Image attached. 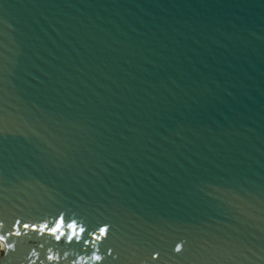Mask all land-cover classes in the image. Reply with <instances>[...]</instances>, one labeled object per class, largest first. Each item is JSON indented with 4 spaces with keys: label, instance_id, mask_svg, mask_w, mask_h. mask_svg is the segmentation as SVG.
Masks as SVG:
<instances>
[{
    "label": "water",
    "instance_id": "95a60500",
    "mask_svg": "<svg viewBox=\"0 0 264 264\" xmlns=\"http://www.w3.org/2000/svg\"><path fill=\"white\" fill-rule=\"evenodd\" d=\"M0 240L264 264V0H0Z\"/></svg>",
    "mask_w": 264,
    "mask_h": 264
},
{
    "label": "snow or ice",
    "instance_id": "6c2138e0",
    "mask_svg": "<svg viewBox=\"0 0 264 264\" xmlns=\"http://www.w3.org/2000/svg\"><path fill=\"white\" fill-rule=\"evenodd\" d=\"M63 223H64V221H61V224L58 225V226L53 230V234H55L56 232H60V227L63 225ZM68 228H70V229L72 230V232H71V235L67 236L66 238L69 239V240H71L73 236H76V235H77V232H76V228H75L74 225L69 224V225H68ZM80 231L83 232V229H81ZM106 233H107V229H102L101 232H100V235L103 236V235H106ZM60 234H61V235H64L63 232H61ZM98 238H99V237H98ZM57 239H59V236L57 237ZM176 250H177V251H180L181 249H180L179 247H177ZM49 259L51 260V259H53V258H52V257H49ZM94 259L97 260V261H100V260H101V257H99V256H95Z\"/></svg>",
    "mask_w": 264,
    "mask_h": 264
},
{
    "label": "rangeland",
    "instance_id": "374dc122",
    "mask_svg": "<svg viewBox=\"0 0 264 264\" xmlns=\"http://www.w3.org/2000/svg\"><path fill=\"white\" fill-rule=\"evenodd\" d=\"M6 251V247L3 244L2 240H0V256H2Z\"/></svg>",
    "mask_w": 264,
    "mask_h": 264
}]
</instances>
